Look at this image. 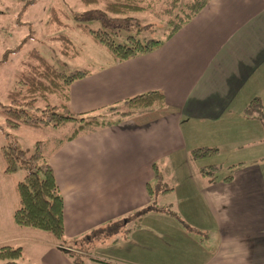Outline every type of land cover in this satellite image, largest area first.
<instances>
[{
  "label": "crops",
  "instance_id": "0c3cea01",
  "mask_svg": "<svg viewBox=\"0 0 264 264\" xmlns=\"http://www.w3.org/2000/svg\"><path fill=\"white\" fill-rule=\"evenodd\" d=\"M90 71L70 88L77 114L154 90L166 106L52 154L67 243L49 240L40 264H76L67 252L79 264H264V0H211L154 52ZM254 99L261 108L248 113ZM201 147L219 153L192 160ZM209 165L225 173L203 177ZM148 184L157 210L126 235L89 238L148 206Z\"/></svg>",
  "mask_w": 264,
  "mask_h": 264
},
{
  "label": "trees",
  "instance_id": "16d2710c",
  "mask_svg": "<svg viewBox=\"0 0 264 264\" xmlns=\"http://www.w3.org/2000/svg\"><path fill=\"white\" fill-rule=\"evenodd\" d=\"M180 0H82L88 8L82 13H75L72 18L79 29L90 35L95 42L103 46L118 62H124L137 56L146 55L160 48L171 39L179 30L185 27L196 15H198L211 0H189L181 13H174ZM161 3L164 7L163 14L170 18L171 29L165 40L144 38L135 36L127 38V44L121 45L114 41L112 35H119L122 30H130L140 26L137 14L151 12L155 5ZM51 20L62 21L57 17L56 11H52ZM67 43L70 40L64 39ZM91 74L90 70H76L71 73L61 71L48 62L40 53L34 50L30 54L28 62L24 63L23 71L18 76L15 88L9 92L10 105L4 113L7 116V126L18 130L22 126L62 127L73 123V132L63 139H58L54 149L47 155L46 144L38 142L35 152L27 155L11 138V143L3 148L5 160V174L12 175L26 169L25 178L16 184V193L19 208L13 213V221L19 227L34 228L49 233L60 247L67 241L64 226V199L60 192L54 169L51 164V156L61 145L100 129H104L119 123L125 117L134 113L162 109L165 105L164 94L160 91H149L125 100V109L119 112L115 121L106 120L103 112L93 111L77 114L70 106V88L81 79ZM261 108V101L254 99L247 108L248 113ZM119 107L110 106L109 112L117 113ZM219 150L211 147H201L190 151V158L194 161L215 158ZM235 166L229 167L231 172L226 181L233 177ZM222 170L221 165H209L200 169V174L208 179H213ZM151 203L132 215L120 221L109 223L105 227L92 232L90 239L103 240L122 233L126 235L130 229L137 226L144 215L159 208L154 196L158 185H147ZM172 191L165 190L162 193ZM74 263L79 264L74 254L67 252ZM23 257V249L5 245L0 248V264H17Z\"/></svg>",
  "mask_w": 264,
  "mask_h": 264
},
{
  "label": "rangeland",
  "instance_id": "374dc122",
  "mask_svg": "<svg viewBox=\"0 0 264 264\" xmlns=\"http://www.w3.org/2000/svg\"><path fill=\"white\" fill-rule=\"evenodd\" d=\"M188 1L180 0L174 13H181ZM87 9L82 0H0V248L5 245L23 246V257L17 264H40L42 248L54 238L47 232L19 227L14 223L13 213L19 208L15 188L25 178L27 170L5 174L3 148L11 143L12 138L21 150L31 155L35 152L36 144L43 142L47 146L45 154L48 155L57 140L71 134L75 125L68 123L62 127L22 126L18 130L10 129L4 113L10 105L8 95L15 88L24 63L29 61L34 50L67 73L96 69L112 59L113 56L90 35L83 33L72 18L73 14ZM53 10L61 19V26L58 21L51 20ZM163 10L164 7L159 3L151 12L134 15L143 29L140 32L137 27L122 30L119 35H112L114 41L126 45L130 36L140 40H165L171 26L170 18L163 14ZM64 39L70 40V43ZM124 109L119 107L117 113L104 112L103 117L115 121L118 113ZM224 170L222 166V170L215 176L225 173ZM161 186L164 188L166 185ZM159 203L161 205L163 201ZM92 249L91 253L96 255L98 248Z\"/></svg>",
  "mask_w": 264,
  "mask_h": 264
}]
</instances>
